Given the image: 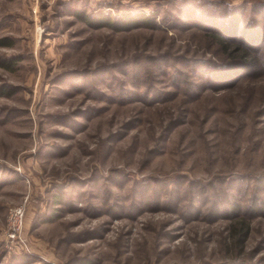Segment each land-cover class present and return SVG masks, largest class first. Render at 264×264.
<instances>
[{
	"label": "rangeland",
	"instance_id": "374dc122",
	"mask_svg": "<svg viewBox=\"0 0 264 264\" xmlns=\"http://www.w3.org/2000/svg\"><path fill=\"white\" fill-rule=\"evenodd\" d=\"M227 11L259 42L264 0H0V264H264V72L200 74L227 62L201 30Z\"/></svg>",
	"mask_w": 264,
	"mask_h": 264
},
{
	"label": "trees",
	"instance_id": "16d2710c",
	"mask_svg": "<svg viewBox=\"0 0 264 264\" xmlns=\"http://www.w3.org/2000/svg\"><path fill=\"white\" fill-rule=\"evenodd\" d=\"M227 12L223 13L224 16L228 15L229 18V20L226 22V30H223V28L219 30L209 27L201 29L205 31L207 33V36L218 46L222 55L226 58L227 61L224 66L218 65L214 61H212V65H209V68H211L212 71L200 73L203 79L214 80V82L212 83V87L214 88L226 87V85L231 84L229 80H235L232 84L234 85L236 84V82H239L243 79L253 78L254 76L261 73L259 72V70L264 72V62L262 61L263 59H261L264 28L256 27V29H254L256 33H252V36H256V39H261H258L259 42L254 43L253 41V44H249V38L251 37L246 36V32L248 30L247 26L243 31H241L242 28L240 27L243 18L236 15L234 11L231 15V11H229L228 13ZM75 14L80 19L84 20L94 27L99 28L107 26L117 31L130 30L140 26H158L156 19L144 13L127 12L122 14L121 16H114L111 13L104 11L87 13L84 10L77 9L75 10ZM220 19L221 17H218L217 21H214V25L218 24ZM259 35H261V37ZM12 44L13 41L11 40V38L0 37V46H11ZM13 62L14 61L8 60L6 58H0L1 67L12 69L14 66ZM217 82H219L221 86L218 85ZM149 94H152V92ZM231 199H229L227 203L228 208L232 212L237 214V219L233 221L232 226V232L235 235L234 243L236 245V243H243L246 240V237L248 236V233L250 231V224L249 221L246 220L247 218L244 215H240L241 204ZM193 206L194 205L191 204V207Z\"/></svg>",
	"mask_w": 264,
	"mask_h": 264
},
{
	"label": "built area",
	"instance_id": "2783aa9c",
	"mask_svg": "<svg viewBox=\"0 0 264 264\" xmlns=\"http://www.w3.org/2000/svg\"><path fill=\"white\" fill-rule=\"evenodd\" d=\"M24 215L25 208L23 206H18L11 210L7 226V230L10 236H16L21 232Z\"/></svg>",
	"mask_w": 264,
	"mask_h": 264
}]
</instances>
